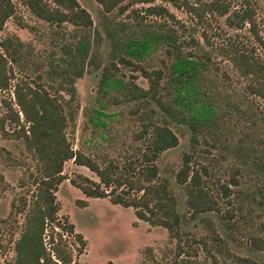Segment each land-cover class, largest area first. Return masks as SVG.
Returning <instances> with one entry per match:
<instances>
[{"label": "trees", "instance_id": "16d2710c", "mask_svg": "<svg viewBox=\"0 0 264 264\" xmlns=\"http://www.w3.org/2000/svg\"><path fill=\"white\" fill-rule=\"evenodd\" d=\"M95 1L100 6V25L108 46L107 62L102 66L95 63L91 41L87 33L83 32L92 26L91 17L76 0H21L36 18L55 25L66 22L74 28L82 29V33L71 43L61 45L62 55L56 59L55 68H51L47 74L57 82L55 92L61 90L67 97L64 99L60 95L51 94L39 84L31 87L24 82H16L12 85V93L18 110L14 111L7 104L5 117L13 122L11 131L3 129L4 119L0 118L2 135L20 139L24 149L37 164L36 173L29 175L33 186L30 201L26 203L25 197H19L17 206L13 202L10 203V207H15L18 212L28 208L23 230L13 242L14 259L11 264H70L71 254L58 244L51 246L52 255L56 260L45 251L41 236L47 223L72 234L79 244L77 252L81 253L85 240L79 233L73 232L72 223L67 222L65 218L60 222L55 215L57 205L54 192L57 185L66 178L61 170L63 162L69 159L74 164L87 168L97 178L92 180L80 174L68 178L69 183L85 197L107 198L112 204L130 207L138 220L166 230L167 237L174 241L175 256L183 252L189 255L184 248L192 250L191 242L194 244L198 241L187 239L181 230L182 215L176 209V199L169 188L168 179L160 175L156 162L162 152L178 143L177 136L167 125L166 118L185 124L190 134L189 146L182 152L180 164L173 172L174 182L183 190L184 205L190 218L206 212H215L226 224V218H231L232 213L228 209L221 210L210 184H214L216 192L227 204L233 206V201L242 195L237 187L249 172L254 175L255 187H259L256 192L262 196L264 143H260L259 148L250 142H235L231 146V141L225 142L223 139L220 122L224 116L233 114L234 109L238 110L240 107L229 96L218 100L216 94L209 91L201 81L203 72L208 70L209 57L205 51H199L198 42L192 37L190 42L189 39H179L173 28L143 22L141 17L130 27L129 23L113 21L108 16L115 7L121 13L134 3L149 4L154 0ZM163 1L176 7H188L190 12L200 17V10L189 5L186 0ZM209 6L220 15L226 14V26L234 29L246 27L254 42L264 51V37L258 33L257 20L249 0H241L240 6L231 11H228L226 3L220 1L210 2ZM131 11L134 13L133 9ZM144 11L147 14H168L160 5H149L144 7ZM12 14L13 5L10 0H0V29ZM262 22L264 25V20ZM94 34L100 37L96 29ZM194 46H198V52L197 49L192 51ZM161 47L170 58L167 65L149 70L139 63ZM0 50V89H6L10 78L7 62L25 68L28 50L26 44L14 36L1 39ZM227 57L238 75L245 79L244 95L259 98L263 101L264 108L263 62L252 48L241 47L235 43L229 49ZM117 63L132 65L147 81V87L143 89L136 85L134 77L123 80L117 76ZM90 64L94 68L101 67L96 86V107L92 108V113L87 116L91 126L103 127L105 123L101 117L111 118L115 115L103 111L106 108L103 99L112 104H118L122 100L135 101L131 112L136 113L140 109L143 111L138 129L131 133V151L121 160L101 157L98 162L80 150L72 149L64 134L65 128L73 125L78 108L74 79L81 76L85 65ZM37 78L40 76L37 75ZM238 101L242 102L240 99ZM151 103L157 106L161 118L153 116L155 109ZM241 111L242 114L246 113ZM17 112L21 113L24 124L19 122ZM248 116L253 121L257 119L255 115ZM259 118L264 121V112L260 113ZM200 140L208 146L219 144L224 146V149L230 147V157L235 163L229 167L230 173L226 182H220L218 177L200 162L201 151L197 147ZM203 150L206 152V149ZM212 236L214 242H221L217 234ZM250 245L254 250L264 251V239L261 237L252 236ZM225 252L237 264H264L232 254L227 249ZM179 262L188 264L190 261L180 259ZM210 264H219L214 255H211Z\"/></svg>", "mask_w": 264, "mask_h": 264}, {"label": "rangeland", "instance_id": "374dc122", "mask_svg": "<svg viewBox=\"0 0 264 264\" xmlns=\"http://www.w3.org/2000/svg\"><path fill=\"white\" fill-rule=\"evenodd\" d=\"M76 1L91 17L92 26L83 32L87 33L91 41L95 63L102 66L107 62L108 46L100 25V6L95 0ZM213 1L226 3L228 11L237 9L241 4V0H186L189 5L200 10L198 18L188 7H176L167 1L154 0L149 4L134 3L121 13L115 7L108 16L113 21L129 23L130 27L141 17L143 22L173 28L179 39H189L190 42L192 37L196 40L199 48L194 46L192 51L198 48L199 51H205L209 57L208 70L203 72L201 81L209 91L216 94L218 100L229 96L240 107L238 110L234 109L233 114L224 116L220 122L223 139L225 142L231 141V146L235 142H250L259 148L260 143H264V121L259 118L260 113L264 112L263 101L252 95H244L245 79L238 75L227 54L235 43L241 47L252 48L264 64V51L254 42L246 27L234 29L226 26V14L220 15L210 9L209 4ZM10 2L13 5V14L4 21L0 29V40L9 36L18 38L26 44L28 60L25 68L10 62L6 64L10 69V78L7 88L0 89V118L4 119L2 126L7 131H11L13 127V122L5 118L7 104L14 111L18 110L12 93L14 83L24 82L31 87L39 84L51 94L60 95L64 99L67 97L61 90L55 92L57 82L47 74L51 68H55L56 59L62 55L61 45L71 43L82 33V29L74 28L66 22L55 25L36 18L21 0ZM249 4L254 10L258 33L264 37V0H249ZM149 5H160L168 14H147L144 7ZM95 29L100 37L94 34ZM169 61L170 58L161 47L139 63L150 70L162 68ZM116 65L117 76L123 80L134 77L136 85L143 89L147 87V81L132 65ZM100 71L101 67L85 65L81 76L74 79L78 108L73 125L66 127L64 134L72 149H78L98 162L101 157L121 160L131 151V133L138 129L143 111L140 109L136 113L131 112L135 101L122 100L118 104H112L103 99L106 103L103 111L115 115L111 118L101 117L105 123L103 127L91 126L87 116L92 113L91 109L96 107V86ZM37 75L40 78H37ZM150 105L155 109L153 116L161 118L157 106L152 103ZM241 110L246 113L242 114ZM17 113L19 122L23 123L21 113ZM248 115H255L257 119L253 121ZM166 122L177 136L178 143L162 152L156 162L160 175L168 179L169 188L176 199V209L182 215L181 230L187 239L198 241L194 244L191 242L192 250L184 248L189 255L183 252L175 256L174 241L167 237L166 230L138 220L130 207L112 204L107 198L85 197L69 183L68 178H74L77 174L92 180L97 178L87 168L76 165L69 159L63 162L61 170L66 178L57 185L54 192L57 205L55 215L60 222L65 218L67 222L72 223L73 232L82 236L85 245L81 253H78L79 244L72 234L47 223L41 238L45 251L53 260L56 259L52 255L51 246L58 244L71 254L70 264H180V259L190 261L188 264H210L211 255H214L219 264H237L225 249L232 254L264 262V251L254 250L250 245L252 236L264 239V189L261 190L263 197L256 192L259 187L254 185L253 173L249 172L248 176L241 180L237 188L242 195L233 201V206L227 204L216 192L214 184H210L221 210L228 209L232 213L231 218H226V224L215 212H206L190 218L184 205L183 190L173 179V172L180 164V156L189 146L190 134L185 124L169 118H166ZM197 147L201 151L200 162L205 164L220 182H226L230 173L229 167L235 163L230 157V147L224 149V146L219 144L208 146L202 140ZM203 149H206V152ZM36 167L34 158L24 149L21 140L4 136L0 130V264L13 262V242L23 230L28 210L25 207L23 211L18 212L15 207H10V203L13 202L17 206L19 197H25L26 203L30 201L33 186L29 175L36 173ZM77 200L85 202L77 203ZM238 207L239 210L234 209ZM214 233L221 242L212 240Z\"/></svg>", "mask_w": 264, "mask_h": 264}]
</instances>
